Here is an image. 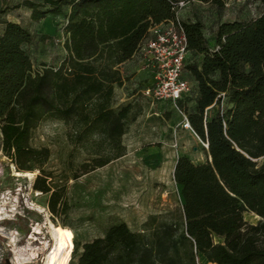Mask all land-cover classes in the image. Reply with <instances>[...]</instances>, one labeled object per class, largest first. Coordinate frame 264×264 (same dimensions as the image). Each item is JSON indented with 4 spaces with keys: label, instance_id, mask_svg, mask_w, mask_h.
Returning a JSON list of instances; mask_svg holds the SVG:
<instances>
[{
    "label": "trees",
    "instance_id": "trees-1",
    "mask_svg": "<svg viewBox=\"0 0 264 264\" xmlns=\"http://www.w3.org/2000/svg\"><path fill=\"white\" fill-rule=\"evenodd\" d=\"M180 1L194 0H21L12 7L0 0V16L22 6L32 21L65 19V57L33 71L24 50L31 32L0 18V149L18 172L38 171L32 188L49 194L53 215L67 210V177L45 168L51 153L31 144L34 130L47 119L68 125V141L88 151L84 172L122 156V136L141 107H114L115 87L123 84L119 66L136 59L151 27L176 19ZM181 24L189 52L183 76L193 87L177 107L208 156L199 164L176 159L182 228L163 223L158 238L145 239L125 222L113 223L102 236L73 242L75 264H203L201 256L211 264H264V11L220 23L212 47L199 21ZM192 55L200 62L188 63ZM246 211L260 220L249 224Z\"/></svg>",
    "mask_w": 264,
    "mask_h": 264
},
{
    "label": "rangeland",
    "instance_id": "rangeland-1",
    "mask_svg": "<svg viewBox=\"0 0 264 264\" xmlns=\"http://www.w3.org/2000/svg\"><path fill=\"white\" fill-rule=\"evenodd\" d=\"M17 2L7 0V5L12 7ZM262 11L264 0H222L221 5L194 0L178 9L177 17L181 22L199 21L206 43L212 47L220 23L249 21ZM8 14L32 34V41L24 45V50L31 59L33 71L40 70L43 64L57 67L66 55L64 17L32 21L29 10L24 7L12 9ZM200 60L201 56L192 55L188 63ZM119 70L123 84L115 87L114 107L129 102L141 107V114L122 136L125 147L122 156L84 172L80 164L87 160L88 151L68 141V125L47 119L33 132L31 144L50 150L45 168L57 177H67L66 212L53 215L47 207L49 194L32 188L38 171L34 170L31 178L17 176L18 170L0 149V264H5V260L9 264H43L46 249L52 243L51 225L60 235L58 258L68 252L63 249L68 238L83 244L102 236L109 225L120 221L145 239L158 238V229L163 223L182 228L181 187L173 179L174 164L180 156L196 164L206 162L204 142L191 130L180 128L184 114L172 103L154 101L145 95L149 74L139 60L131 59L120 65ZM191 105L189 101L187 107L191 109ZM223 106L226 103L221 102L219 108ZM243 216L249 224L260 220L249 211ZM186 249L187 246H180L179 252L185 253ZM75 262L76 258L70 255L65 264Z\"/></svg>",
    "mask_w": 264,
    "mask_h": 264
},
{
    "label": "built area",
    "instance_id": "built-area-1",
    "mask_svg": "<svg viewBox=\"0 0 264 264\" xmlns=\"http://www.w3.org/2000/svg\"><path fill=\"white\" fill-rule=\"evenodd\" d=\"M185 4L180 1L178 9ZM188 54L186 35L177 12L175 20L151 27L149 37L136 55L142 68L149 74L145 95L154 101H168L178 109L177 101L190 94L193 87L183 76ZM180 128L193 132L185 115ZM203 144L207 148V144Z\"/></svg>",
    "mask_w": 264,
    "mask_h": 264
},
{
    "label": "bare ground",
    "instance_id": "bare-ground-1",
    "mask_svg": "<svg viewBox=\"0 0 264 264\" xmlns=\"http://www.w3.org/2000/svg\"><path fill=\"white\" fill-rule=\"evenodd\" d=\"M15 174L17 176H29L30 178L33 176L32 172H18L16 171ZM178 185V184H177ZM35 229H37V227H35ZM38 230V229H37ZM49 234H50V238L52 239V243L49 245V247H47L48 249H46V257H45V261L43 264H65L66 261L69 259V256L71 255L70 252L73 249V242L68 238V240L66 241L65 245L63 246V249H67L68 252L62 257V258H58V251L60 249V235L58 230L51 225L50 229H49ZM31 238L34 239L33 236H30ZM30 243V242H29ZM28 243V244H29ZM46 243V242H44ZM13 245V244H12ZM28 248V247H26ZM42 248V247H41ZM39 248V249H41ZM44 248V247H43ZM23 249V248H22ZM25 249V248H24ZM28 250V249H27ZM33 250V249H32ZM31 250V251H32ZM30 251V252H31ZM45 251V250H44ZM28 252V251H27ZM34 252V251H33ZM23 253V252H22ZM45 253V252H44ZM28 254V253H27ZM26 254V255H27ZM34 255V253H32ZM25 255V254H24ZM30 255V254H29ZM28 256V255H27ZM32 257V256H31ZM27 258V257H26ZM16 259V258H14ZM27 260V259H26ZM23 262V261H22ZM15 263V261H14ZM24 263V262H23Z\"/></svg>",
    "mask_w": 264,
    "mask_h": 264
},
{
    "label": "crops",
    "instance_id": "crops-1",
    "mask_svg": "<svg viewBox=\"0 0 264 264\" xmlns=\"http://www.w3.org/2000/svg\"><path fill=\"white\" fill-rule=\"evenodd\" d=\"M21 2V0H19V2H17L16 4H19ZM10 6V5H9ZM14 6V5H13ZM11 7V6H10ZM22 7V6H21ZM20 8V7H19ZM17 9V8H16ZM11 11V10H10ZM9 11L5 14V15H3V16H0V18H5L6 20H8V21H12V22H17V23H19V20L18 19H16V18H13V16H10L9 14ZM29 14H30V11H29ZM47 18H51L53 21H54V18L52 17V16H48V17H46V18H44V19H42V21L43 22H45V20L47 19ZM0 29H1V24H0ZM176 162V161H175ZM194 163V162H193ZM194 164H196V163H194ZM174 166H175V164H174ZM201 262L203 263V264H211V263H209L203 256H201Z\"/></svg>",
    "mask_w": 264,
    "mask_h": 264
},
{
    "label": "water",
    "instance_id": "water-1",
    "mask_svg": "<svg viewBox=\"0 0 264 264\" xmlns=\"http://www.w3.org/2000/svg\"><path fill=\"white\" fill-rule=\"evenodd\" d=\"M5 264H9V262L7 260H5Z\"/></svg>",
    "mask_w": 264,
    "mask_h": 264
}]
</instances>
